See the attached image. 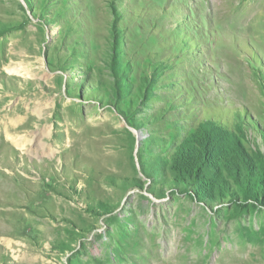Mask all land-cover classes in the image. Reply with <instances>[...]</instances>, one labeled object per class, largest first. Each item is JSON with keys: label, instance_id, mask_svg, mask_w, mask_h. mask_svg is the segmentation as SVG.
<instances>
[{"label": "rangeland", "instance_id": "1", "mask_svg": "<svg viewBox=\"0 0 264 264\" xmlns=\"http://www.w3.org/2000/svg\"><path fill=\"white\" fill-rule=\"evenodd\" d=\"M259 1L0 0V264H264Z\"/></svg>", "mask_w": 264, "mask_h": 264}, {"label": "bare ground", "instance_id": "2", "mask_svg": "<svg viewBox=\"0 0 264 264\" xmlns=\"http://www.w3.org/2000/svg\"><path fill=\"white\" fill-rule=\"evenodd\" d=\"M252 1H253V0H252ZM259 2H261V3H260V5L258 6V9H259V10H260V9H264V0H263V1L260 0ZM240 4H241V3H240ZM256 5H257V4H256ZM243 8H244L243 11L245 12L243 17H244L245 19L243 18L242 20H245V21H251L250 16H249V18H247V14H246V12L249 13V10H250V9H249V8H250L249 4H248V3H245ZM259 17H264V16H263V13H260V14H259Z\"/></svg>", "mask_w": 264, "mask_h": 264}]
</instances>
